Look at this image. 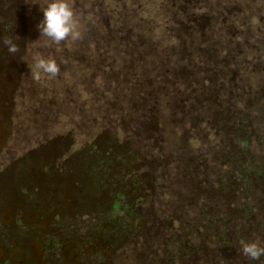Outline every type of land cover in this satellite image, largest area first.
<instances>
[{
    "label": "rangeland",
    "instance_id": "1",
    "mask_svg": "<svg viewBox=\"0 0 264 264\" xmlns=\"http://www.w3.org/2000/svg\"><path fill=\"white\" fill-rule=\"evenodd\" d=\"M67 2L0 0V264H264V0Z\"/></svg>",
    "mask_w": 264,
    "mask_h": 264
},
{
    "label": "clouds",
    "instance_id": "2",
    "mask_svg": "<svg viewBox=\"0 0 264 264\" xmlns=\"http://www.w3.org/2000/svg\"><path fill=\"white\" fill-rule=\"evenodd\" d=\"M42 19L38 24L40 35L48 38L49 41L59 44L71 38L79 39L81 33L78 31V25L75 19L73 8L67 0H46V6L42 9ZM5 44L10 52L16 51L14 43L8 39ZM60 72V67L54 58H39L33 70V76L39 79L41 74H47L50 78L56 77ZM242 252L252 260H258L264 255V248L258 246L255 242L244 243Z\"/></svg>",
    "mask_w": 264,
    "mask_h": 264
},
{
    "label": "flooded vegetation",
    "instance_id": "3",
    "mask_svg": "<svg viewBox=\"0 0 264 264\" xmlns=\"http://www.w3.org/2000/svg\"><path fill=\"white\" fill-rule=\"evenodd\" d=\"M169 32V31H168ZM171 37V36H170ZM140 38V37H139ZM139 38H138V40H139ZM154 49H156L157 48V46L155 45V47H153ZM158 49V48H157ZM140 86H142V85H140V83L137 85V86H131V89L133 90L132 92L134 93L135 91H138L139 89H140V91H141V88H140ZM139 91V92H140ZM142 92V91H141ZM140 92V93H141ZM125 94V93H124ZM9 95H11V94H9ZM8 95V96H9ZM134 95V94H133ZM8 96H7V98L6 99H4L3 98V100H5V101H9V99H8ZM134 101V100H133ZM3 102V101H2ZM133 103H135V102H133ZM129 104H132V103H129ZM13 105V104H12ZM16 106H15V108L17 107V109H18V107H19V104H15ZM135 105V104H134ZM136 106V105H135ZM8 107V106H7ZM10 110H12V106H9L8 107ZM0 109L2 110L3 109V105H1V103H0ZM33 112V111H32ZM26 120V119H25ZM27 121H32L33 122V120L32 119H28ZM34 124H35V126L33 127V131L34 132H37V131H39V130H37L36 128H38L36 125V122L34 121L33 122ZM3 126V125H2ZM2 126L0 125V137L3 139L4 138V135H5V133H4V130L2 129ZM2 142L3 141H1L0 140V143L2 144ZM21 164H22V162H21ZM20 168V167H19Z\"/></svg>",
    "mask_w": 264,
    "mask_h": 264
}]
</instances>
